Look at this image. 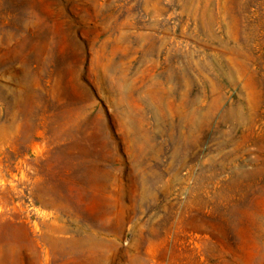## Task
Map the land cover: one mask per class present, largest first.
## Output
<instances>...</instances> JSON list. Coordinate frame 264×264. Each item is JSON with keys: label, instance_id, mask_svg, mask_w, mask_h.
Instances as JSON below:
<instances>
[{"label": "rangeland", "instance_id": "374dc122", "mask_svg": "<svg viewBox=\"0 0 264 264\" xmlns=\"http://www.w3.org/2000/svg\"><path fill=\"white\" fill-rule=\"evenodd\" d=\"M0 264H264V0H0Z\"/></svg>", "mask_w": 264, "mask_h": 264}]
</instances>
